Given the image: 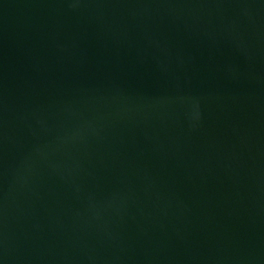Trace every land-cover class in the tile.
<instances>
[{
    "label": "water",
    "instance_id": "95a60500",
    "mask_svg": "<svg viewBox=\"0 0 264 264\" xmlns=\"http://www.w3.org/2000/svg\"><path fill=\"white\" fill-rule=\"evenodd\" d=\"M0 264H264V0H0Z\"/></svg>",
    "mask_w": 264,
    "mask_h": 264
}]
</instances>
